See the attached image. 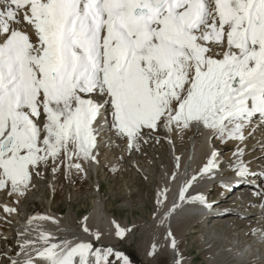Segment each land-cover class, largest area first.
Segmentation results:
<instances>
[{
    "label": "snow or ice",
    "instance_id": "1",
    "mask_svg": "<svg viewBox=\"0 0 264 264\" xmlns=\"http://www.w3.org/2000/svg\"><path fill=\"white\" fill-rule=\"evenodd\" d=\"M257 116L264 121V0H0V190L14 203L49 169L53 178L61 170L65 179L86 176L99 163L106 124L127 150L161 129L204 127L221 143L238 142L228 170L251 183L264 170L251 168L241 145ZM220 155L212 150L194 173L190 164L181 173L175 157L176 171L163 180L184 178L162 224L179 202L211 208L203 183L219 178L231 191ZM168 192L167 183L157 189L158 206ZM254 195L264 201V188ZM35 221L59 226L51 216L29 217L6 264H132L87 224L86 238L69 239ZM113 224L117 238L132 231Z\"/></svg>",
    "mask_w": 264,
    "mask_h": 264
},
{
    "label": "bare ground",
    "instance_id": "2",
    "mask_svg": "<svg viewBox=\"0 0 264 264\" xmlns=\"http://www.w3.org/2000/svg\"><path fill=\"white\" fill-rule=\"evenodd\" d=\"M108 118L110 120V116ZM106 126L107 129L103 131V140L101 136H98L97 151L99 152V163L91 164L88 167L87 175H83L91 185L90 194L93 196V199L90 210L81 217H77L76 211L70 205L64 215H60V213L59 215L56 214L51 208L39 213L37 208H31V202L35 204L33 200L29 201L28 205L23 203L24 198L18 204L9 203L10 200H5L8 199L7 192L0 190V252L6 253L9 249H13L17 242V233L18 231L23 232L28 227L27 221L29 217L44 215L54 217L58 221L59 226L57 227V224H54L52 221H35L34 223L43 225L44 229L54 233L57 238L67 237L72 239L74 235L86 238V234L82 231V226L87 224L94 231L99 230L101 233H104L105 243L114 246L119 251H122V248L119 246V238L114 236L115 225L113 221L121 225V227L127 226L131 229L136 227L139 230L146 229L151 239L148 244H155L159 248H162L165 251V255L162 254V258L169 264H176L177 259L180 260V264H191L188 259L183 257L186 243H188L185 235L188 234L189 230L194 229L196 223L199 222L200 224V222L210 219L212 224L207 226L212 230L210 239L205 235V233L208 236L211 234L206 230V226L204 232H200L192 237L196 243L192 242L197 244L200 250L201 248L208 249L204 253L208 264H241L251 255L254 256L255 254V257L259 261L264 262V241L259 239V233L264 231V201H261L258 196L254 195L255 192L264 188V177L260 175L253 177L258 181V189L243 184H238L234 187L235 190L245 188L251 192L252 198L249 203H245L242 198H234L232 196L234 191L232 192V190L226 192V190L220 187L219 178H217L199 186L203 195L212 205L211 208H206L198 202L193 201L179 202L180 207L175 209L163 224L160 222L164 213L179 201L180 181L184 177L181 175L178 181L163 180L164 172H167L171 176L172 172L176 171L175 157H180L181 168L179 171L181 173L184 170V166L188 164L191 165L194 173L206 162L210 152L216 150L221 154L220 159L225 161L222 165L224 171L221 175L233 184L235 175L232 171L228 170L226 162L232 157V152L236 149L238 142L228 141L221 143L218 139L210 138L209 131L204 127H201L199 130L192 127L179 135L166 133L161 129L158 134L146 137L147 143L141 142L139 150H127L124 140L117 138L114 132L109 130V125L106 124ZM245 135L247 138L243 145H241L246 147L247 150V155L244 159L252 161L251 168L259 173L264 170V149L260 146L264 143V131L252 128L251 134H249V130H246ZM104 164H107L112 172L124 169L125 173H131L132 182H126L125 178L121 179L123 183L119 193L121 194L122 201L118 205L121 206V209H129L132 203L131 195H135L136 200L134 202L139 204L137 208L142 211L144 206L142 201H148L147 209L149 210L146 220L140 216H132L131 220H128L126 217L119 219L107 211L105 200L101 195L99 180L97 181L98 171L101 170L99 167ZM56 177L53 178L49 169L43 178L36 181H39L43 186L46 185L53 192L57 187ZM165 183L169 187L167 199L162 206H158L156 203L157 189L162 188ZM40 191H36V187L33 190L31 188L25 197L31 195L33 192H37L36 195L38 196V192ZM147 192L151 194L149 193L148 196ZM192 195H196V193L192 192ZM11 197L12 199H16L15 196ZM41 202L43 200L40 199ZM4 205L17 208V212L11 215L5 213L3 210ZM21 206H24V210L22 211L18 208ZM158 207L159 211H157ZM208 210H210L209 213ZM85 217L88 219L85 220ZM60 229L65 230L62 231ZM109 232L113 234L109 235ZM169 232H171L172 237L176 240L175 249L171 247V238L166 239ZM188 236L190 237V235ZM7 240L10 241V245H8V242L5 243ZM214 242H218L221 246H212ZM239 245L240 247H238ZM147 248L148 246L145 245L143 251ZM4 256L0 257V260ZM131 262L135 264L132 260ZM159 263H161V260H159Z\"/></svg>",
    "mask_w": 264,
    "mask_h": 264
},
{
    "label": "rangeland",
    "instance_id": "3",
    "mask_svg": "<svg viewBox=\"0 0 264 264\" xmlns=\"http://www.w3.org/2000/svg\"><path fill=\"white\" fill-rule=\"evenodd\" d=\"M106 165L104 164L101 167H99V169L101 168V170L98 171L97 181L99 180L98 182H99V186L101 189V195L103 199L105 200L104 202H105V205H106L105 207L107 208V211L109 213L111 212V214H113L119 219L126 217L128 220H131L133 217L140 216L144 220H146L148 216V210H149L147 209L148 201H145V202L142 201L144 205L142 211L141 209L137 208L139 204L134 202L136 200L135 195H131L132 203L129 209H121V206L118 205L122 201L121 194L119 193L120 192L119 190H121L122 183H123L122 182L123 180L121 179L125 178L126 182H132L131 173L129 172L125 173V171H123L124 169H121L120 171H117V172L114 171L115 172L114 173L110 171V168L108 167V165L107 166ZM56 176H57L56 177L57 187L53 191L54 193L51 192L46 185L45 187L41 183H39V181H35L36 191L41 190L40 192H38L39 195L38 196L36 195L37 192H33L32 194L30 193L31 195L24 197L23 203L25 205H28L29 204L28 202L33 200L35 204H32L31 202V206H32L31 208L33 209L37 208L39 210V213H42L45 209L51 208V210L54 211L58 215L59 213L60 215L66 214L68 207L70 205L73 208V210L76 211L77 217H81L85 215V213H87L92 207L91 203L93 199L92 198L93 196L90 194L91 185L89 184L87 179H85L83 175H73L69 179H65L63 170L57 173ZM93 181L95 182V179ZM35 187H33L32 190ZM147 193L149 196L150 192H147ZM7 196H8V199H5V200L6 201L10 200L9 203L10 202L14 203L15 199H12V197L9 195ZM40 199L43 200V202L40 203ZM24 206L18 207L19 210L21 211L24 210L23 209ZM205 224L207 225V223L205 222H200V224L199 222L196 223L194 225V229L189 230L188 234L185 235L187 238L186 241L188 243H186V250L183 252V257L185 259H188L189 263L191 264H208L204 256V253L208 249L201 248L200 250V248H198V245L195 244L196 242L192 238L194 235H197L198 233L205 231L206 229ZM206 230H208V232L211 233L209 236L207 233H205L207 238L210 239L212 235V230H210L208 227ZM146 231H147L146 229L139 230L138 228L135 227L132 229L130 233L126 234L125 239L119 238V246L122 248V251L135 264H169L164 258H162L163 255H165V251L162 250V248H159V246L157 245H156L154 255H151V256L149 255V252L152 250L153 244H148L151 239H150L149 232L148 231L146 232ZM188 235H190V237ZM192 241H194L195 243ZM9 242H8V245H10ZM145 245H147L148 248L145 251H143ZM212 246L220 247L221 245L218 242H214ZM238 247H240V245ZM255 256L256 254L254 256L251 255L249 258L246 259L245 262L241 264H263L264 263L263 261H259V259L256 258ZM159 260H161V263H159ZM217 264H221V263H217Z\"/></svg>",
    "mask_w": 264,
    "mask_h": 264
}]
</instances>
